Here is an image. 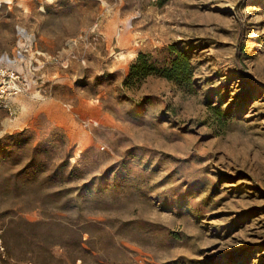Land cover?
Listing matches in <instances>:
<instances>
[{
	"label": "rangeland",
	"instance_id": "rangeland-1",
	"mask_svg": "<svg viewBox=\"0 0 264 264\" xmlns=\"http://www.w3.org/2000/svg\"><path fill=\"white\" fill-rule=\"evenodd\" d=\"M17 26L47 61L0 107V264H264V0H0V53Z\"/></svg>",
	"mask_w": 264,
	"mask_h": 264
},
{
	"label": "built area",
	"instance_id": "built-area-1",
	"mask_svg": "<svg viewBox=\"0 0 264 264\" xmlns=\"http://www.w3.org/2000/svg\"><path fill=\"white\" fill-rule=\"evenodd\" d=\"M35 49V36L21 26L16 27V44L10 53H0V107L29 89V74L44 62Z\"/></svg>",
	"mask_w": 264,
	"mask_h": 264
},
{
	"label": "trees",
	"instance_id": "trees-1",
	"mask_svg": "<svg viewBox=\"0 0 264 264\" xmlns=\"http://www.w3.org/2000/svg\"><path fill=\"white\" fill-rule=\"evenodd\" d=\"M159 3H163L167 0H158ZM158 73L168 80L175 82L189 83L192 76V71L188 59L178 53L172 60L170 66L164 69H157L147 60L146 56L139 54L136 60L130 65L127 76L124 79V85H130L136 81L145 78L148 75Z\"/></svg>",
	"mask_w": 264,
	"mask_h": 264
}]
</instances>
